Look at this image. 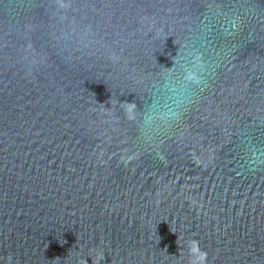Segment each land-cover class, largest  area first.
Here are the masks:
<instances>
[{
    "label": "water",
    "instance_id": "95a60500",
    "mask_svg": "<svg viewBox=\"0 0 264 264\" xmlns=\"http://www.w3.org/2000/svg\"><path fill=\"white\" fill-rule=\"evenodd\" d=\"M198 70L145 138L161 75ZM264 0H0V264H264Z\"/></svg>",
    "mask_w": 264,
    "mask_h": 264
},
{
    "label": "clouds",
    "instance_id": "9594fccd",
    "mask_svg": "<svg viewBox=\"0 0 264 264\" xmlns=\"http://www.w3.org/2000/svg\"><path fill=\"white\" fill-rule=\"evenodd\" d=\"M198 70H186L183 76L171 73L161 75L155 95L144 108L139 121L141 133L145 138L151 136L161 127L178 121L192 99L193 85L201 83ZM246 165L249 169L264 165V156L255 147H248Z\"/></svg>",
    "mask_w": 264,
    "mask_h": 264
}]
</instances>
